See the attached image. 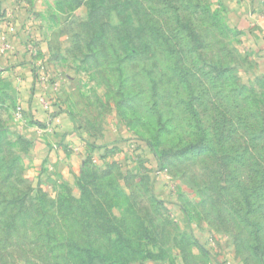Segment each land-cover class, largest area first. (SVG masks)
I'll return each instance as SVG.
<instances>
[{
    "label": "rangeland",
    "instance_id": "obj_1",
    "mask_svg": "<svg viewBox=\"0 0 264 264\" xmlns=\"http://www.w3.org/2000/svg\"><path fill=\"white\" fill-rule=\"evenodd\" d=\"M1 1L95 142L45 186L0 54V264H264V0Z\"/></svg>",
    "mask_w": 264,
    "mask_h": 264
},
{
    "label": "crops",
    "instance_id": "obj_2",
    "mask_svg": "<svg viewBox=\"0 0 264 264\" xmlns=\"http://www.w3.org/2000/svg\"><path fill=\"white\" fill-rule=\"evenodd\" d=\"M0 2V6H2L3 1L0 0ZM13 46H15V49H13L14 56L10 57L9 60L16 63L13 70L20 75L18 82L14 81V88L18 101H21L26 115L33 122L40 121L44 126L55 121L60 123L59 128L54 130V136L48 135L46 140L37 137V133L34 132L35 128H27L26 136L29 137L28 139L31 142L32 161L36 165L35 173L37 172L36 174L40 175L41 171L42 181L45 182V186L49 185V188H52V184L54 185L59 179L74 182L75 176L78 175L83 165L84 155L87 156V151L91 149L89 143H94L95 140L81 134L67 120L61 109L62 107L57 103V93L54 90L51 92L44 91L42 85L35 80L32 72L34 67L30 63L25 62L23 64V59L27 55L21 50H17L14 42ZM6 62L7 60L4 63ZM52 94L56 96L53 99L54 107L47 103V99L51 98ZM42 97H44L45 103L41 102ZM79 151L83 155H78ZM99 151H102V149H93L94 155L97 156Z\"/></svg>",
    "mask_w": 264,
    "mask_h": 264
},
{
    "label": "built area",
    "instance_id": "obj_3",
    "mask_svg": "<svg viewBox=\"0 0 264 264\" xmlns=\"http://www.w3.org/2000/svg\"><path fill=\"white\" fill-rule=\"evenodd\" d=\"M13 50L12 46V41L10 40L9 36L7 33H0V54L5 55ZM45 78H40V84L42 85V88L44 91H48V86H50V80L46 83ZM52 89L54 92L58 90V84L56 82L52 85ZM41 102L45 103L44 97L41 98ZM22 107L18 108V118L23 119V114H22Z\"/></svg>",
    "mask_w": 264,
    "mask_h": 264
},
{
    "label": "trees",
    "instance_id": "obj_4",
    "mask_svg": "<svg viewBox=\"0 0 264 264\" xmlns=\"http://www.w3.org/2000/svg\"><path fill=\"white\" fill-rule=\"evenodd\" d=\"M4 11H5V9L4 8H2V16L4 15L3 13H4ZM1 16V17H2ZM0 17V18H1ZM25 62H23V64H24ZM31 65H32V63H31ZM32 72L34 73V76H35V80L37 81V82H39L40 83V76L38 75V73L35 71V68H33V70H32ZM55 83V80H51V82H50V86H48V92H51L53 89H52V85ZM56 96L54 95L53 96V94H52V96H51V98H49V99H47L46 101H47V103H48V105H50L51 107H54L55 106V104L53 103V99L55 98ZM61 108V107H60ZM62 109V108H61ZM34 123H36L38 126H43L41 123H40V121H37V122H34ZM92 147H94V148H96L95 147V145H91ZM205 249V248H204ZM206 251V250H205Z\"/></svg>",
    "mask_w": 264,
    "mask_h": 264
}]
</instances>
